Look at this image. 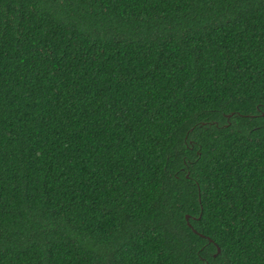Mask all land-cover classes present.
Wrapping results in <instances>:
<instances>
[{
  "label": "trees",
  "instance_id": "16d2710c",
  "mask_svg": "<svg viewBox=\"0 0 264 264\" xmlns=\"http://www.w3.org/2000/svg\"><path fill=\"white\" fill-rule=\"evenodd\" d=\"M262 113L264 0H0V264H264Z\"/></svg>",
  "mask_w": 264,
  "mask_h": 264
},
{
  "label": "water",
  "instance_id": "95a60500",
  "mask_svg": "<svg viewBox=\"0 0 264 264\" xmlns=\"http://www.w3.org/2000/svg\"><path fill=\"white\" fill-rule=\"evenodd\" d=\"M262 114L264 115V113H262ZM185 217H186V219L188 218L187 215ZM219 251H220V247L219 246H216V252L214 253V255H216Z\"/></svg>",
  "mask_w": 264,
  "mask_h": 264
}]
</instances>
